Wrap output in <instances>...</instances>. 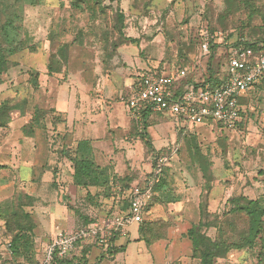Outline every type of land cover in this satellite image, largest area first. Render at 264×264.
I'll return each mask as SVG.
<instances>
[{"label":"rangeland","instance_id":"374dc122","mask_svg":"<svg viewBox=\"0 0 264 264\" xmlns=\"http://www.w3.org/2000/svg\"><path fill=\"white\" fill-rule=\"evenodd\" d=\"M101 5L103 12L91 18L69 0H0V27L13 19L22 43L7 57L0 77V104L21 105L0 127V210L21 208L34 225L16 254L0 251V264H39L60 232L123 212L157 155H167L168 162L144 220L162 238L147 247L137 237L138 224H130L113 243L112 236L93 241L86 253L91 258L82 264H199L191 258L190 228L207 221L201 233L236 243L248 225L231 200H258L264 207V87H254L244 99L234 126H190L183 141L173 119L134 117L121 100L144 73L189 68L187 76L198 82L211 53V67L225 72L230 45L264 41V0H101ZM205 42L208 55L202 52ZM62 45L64 58L51 62ZM0 46L7 47L1 36ZM50 64L57 72L48 73ZM86 140L94 164L109 178L104 188L73 184L77 143ZM262 221L264 227V216ZM15 233L0 232V242L7 245ZM260 237L251 249L233 250L215 264H264L263 231ZM121 244L126 251L112 259L106 250ZM72 254L73 261L81 258Z\"/></svg>","mask_w":264,"mask_h":264},{"label":"built area","instance_id":"2783aa9c","mask_svg":"<svg viewBox=\"0 0 264 264\" xmlns=\"http://www.w3.org/2000/svg\"><path fill=\"white\" fill-rule=\"evenodd\" d=\"M202 52L208 55L207 42L202 45ZM225 63L227 70L219 75L222 83L217 87L203 85L201 80L186 82L188 69H180L174 74L144 73L136 83L128 86L129 92L121 100L137 115L141 111L167 114L174 118L180 128L214 124L230 128L240 121L243 106L239 100L245 98L264 76V49L254 54L250 48H229ZM167 162V155L156 158L152 176L141 187H135L130 192L125 211L56 235L47 245L40 264H53L55 259L68 258L78 242L102 240L114 233L121 234L124 227L130 224L143 222L153 187L158 183ZM17 264L25 263L20 261Z\"/></svg>","mask_w":264,"mask_h":264},{"label":"trees","instance_id":"16d2710c","mask_svg":"<svg viewBox=\"0 0 264 264\" xmlns=\"http://www.w3.org/2000/svg\"><path fill=\"white\" fill-rule=\"evenodd\" d=\"M70 4L76 10H80L83 12H88L91 18L96 17L98 13L103 12V7L101 5V0H69ZM246 6H249L250 2H244ZM117 20L118 23L122 24L123 22V15L121 13H117ZM0 36L3 39V42L6 44L7 47L0 46V77L6 71L8 66L7 57L17 53L22 48L21 40H19V35L17 32V27H15L13 23V19H8L1 27H0ZM130 43H136L135 39H128ZM258 43H233L228 48H250L254 54H258L264 49V41ZM213 47V46H212ZM211 47V48H212ZM66 48V45H62V47L58 50L56 55L50 56V61L55 63H60L58 60L59 58L63 57V51ZM227 51L224 53V61L227 58ZM213 53L209 56V63L207 66V71L205 75L203 74L201 78V84L208 85L212 88L219 86L222 83V80L219 77L218 69L215 71L213 67H211V60L213 59ZM48 73L57 72L54 71L51 64L48 65ZM189 69V68H186ZM160 73V72H157ZM189 73V71H188ZM186 82H192L191 76H186ZM1 84V81H0ZM255 87H264V76L260 79V82L255 85ZM244 99L242 98L239 100V104L244 106ZM20 104H11L9 102H2L0 104V127H4L11 121L10 113L13 110H20ZM38 109L34 110V114L37 115ZM242 112H240V120L242 117ZM149 115V112L142 111L141 115L142 118H145ZM150 116V115H149ZM216 127H221V125L216 124ZM190 135L189 130L187 127L179 129V137L181 141L185 138H188ZM76 155L74 158V165H73V184L80 187V188H88V187H103L107 186L109 178L104 173L102 169L97 167L93 162V152L90 143L86 141H79L77 143ZM159 155H157L158 157ZM156 157V158H157ZM156 165V159L153 163L152 170ZM166 168L162 170V175L158 181V183L153 187V195L150 201L148 202L147 208L149 207L150 202L155 196L156 190L162 185L164 179V173ZM203 177L206 178V189H208L210 179L207 176V171L203 170ZM152 176V172L148 175V177ZM232 208L240 213H243L244 216L247 218V229L245 232L242 233L239 241L236 243H227L223 239H211L205 233H201L200 226H208L209 224L206 222L200 223L198 226H193L187 232V236L191 242V258L196 259L199 264H215V260L224 258L229 252L233 250H245L251 249L257 239H261L260 234L262 231L264 232L263 221L262 218L264 216V207L258 200H248L243 199V202H238L235 200H231ZM126 208H128V200L126 203ZM146 208V210H147ZM126 210V209H124ZM123 210V211H124ZM206 219L207 216L204 215ZM207 220V219H206ZM0 232L1 234L16 231L15 235L11 237L10 241L7 243V249L10 251L11 255L16 254L18 247L21 248L22 242H28L29 237L34 229V225L32 223L31 217L22 212L21 208L10 207L6 209L0 210ZM93 223V222H92ZM91 224V223H89ZM87 224V225H89ZM13 226V231H11L10 226ZM85 225V226H87ZM83 226V227H85ZM138 239L142 241L147 247L151 246L154 242L158 241L162 238L161 233L155 229L154 223H145V220L138 224ZM117 234L114 233L112 238V243L114 242V238ZM111 243V244H112ZM81 243H76V247ZM262 248L264 249V239H262ZM113 245H110V248L106 250L109 253V256H115L120 252L125 251V247H118L114 250ZM90 251V249H86L83 251L84 255L86 252ZM20 261H16L17 264ZM23 262V261H22ZM24 263V262H23ZM72 258L66 259H55L53 264H74ZM80 264H82L79 261ZM78 263V264H79ZM26 264V263H25Z\"/></svg>","mask_w":264,"mask_h":264},{"label":"crops","instance_id":"0c3cea01","mask_svg":"<svg viewBox=\"0 0 264 264\" xmlns=\"http://www.w3.org/2000/svg\"><path fill=\"white\" fill-rule=\"evenodd\" d=\"M200 80V79H199ZM251 93V91L249 92V93H247L246 94V98H247V96H249V94ZM130 111V113H131V115L132 116H134V117H136V116H140L141 115V112L139 113V115H137V114H135V112L134 111H132V110H129ZM149 115H161V116H164V117H169V118H171V119H173V122H174V124L179 128V129H182V128H180L178 125H177V123H176V121L174 120V118H172V117H170V116H168L167 114H151V113H149ZM187 127V126H186ZM187 128H189V127H187ZM94 223V222H93ZM137 228H138V226H137ZM127 234V232H125V230H123V232L121 233V234H119V238L121 239L122 237H124L125 235ZM137 237H138V231H137ZM50 243V242H49ZM48 243V244H49ZM92 243H94L93 241L92 242H90V241H86V242H84V243H82L78 248H76L75 247V253H76V251H77V253L78 254H80L79 255V257H81L80 259H76V261H74L75 263L74 264H78L79 263V261L80 262H86L87 261V259L88 258H91L90 257V255H87L86 253V255H84V253H83V251H85L87 248L89 249V248H91L89 245H92ZM47 244V245H48ZM116 244H117V242H116ZM47 245L45 246V248H44V253H43V257H42V259H41V261L43 260V258H44V255H45V249H46V247H47ZM120 246H123V247H125V251H126V245L124 244H121ZM79 250V251H78ZM0 251H7V245H5V244H2L1 242H0ZM73 252V251H72ZM89 252L90 251H88V254H89ZM74 254V253H73ZM73 254L71 255L70 254V256H69V258H72L73 260H74V256H73ZM77 254V255H78ZM90 254H91V252H90ZM83 256H85V258L83 257ZM117 256H115L114 258L112 257V259H115ZM89 260V259H88ZM41 261H40V263H41ZM39 263V264H40ZM16 264V263H15Z\"/></svg>","mask_w":264,"mask_h":264}]
</instances>
